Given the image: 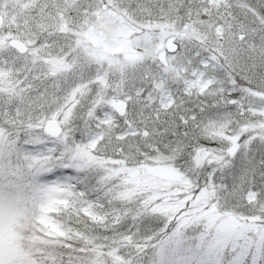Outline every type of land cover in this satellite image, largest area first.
<instances>
[{"label":"snow or ice","instance_id":"obj_1","mask_svg":"<svg viewBox=\"0 0 264 264\" xmlns=\"http://www.w3.org/2000/svg\"><path fill=\"white\" fill-rule=\"evenodd\" d=\"M0 264H264V0H0Z\"/></svg>","mask_w":264,"mask_h":264}]
</instances>
